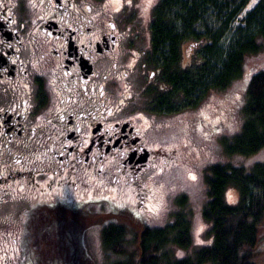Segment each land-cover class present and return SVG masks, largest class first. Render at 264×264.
Returning <instances> with one entry per match:
<instances>
[{
    "label": "flooded vegetation",
    "instance_id": "af4514ba",
    "mask_svg": "<svg viewBox=\"0 0 264 264\" xmlns=\"http://www.w3.org/2000/svg\"><path fill=\"white\" fill-rule=\"evenodd\" d=\"M134 1L0 0V264L30 256L38 209L90 213L74 204L110 184L145 208L141 178L179 157L149 140L166 113L149 105L159 70L141 43L162 0Z\"/></svg>",
    "mask_w": 264,
    "mask_h": 264
},
{
    "label": "trees",
    "instance_id": "16d2710c",
    "mask_svg": "<svg viewBox=\"0 0 264 264\" xmlns=\"http://www.w3.org/2000/svg\"><path fill=\"white\" fill-rule=\"evenodd\" d=\"M248 1H241L233 18ZM199 3L204 7L210 0H162L154 12L149 60L159 70L156 77L162 87H151L148 98L150 107L160 113H175L196 104L194 94L202 87L204 58L214 51L220 38V35L213 36V32L196 33L194 24L200 19ZM248 16L245 23L250 27L253 22L258 23L257 30L230 50L211 83L204 86L205 93L211 88H228L242 76L246 56L261 50L257 39H264V20L257 19L264 16V0ZM200 41H203L202 47L190 61L184 48ZM242 109L243 128L225 148L230 155L251 156L264 148V71L252 77ZM207 171L209 200L203 217L212 226L210 247L199 248L188 258H175L171 247L189 249L193 244L190 203L186 195H180L175 200L172 222L163 228H150L126 215L119 216V223L104 228L105 252L122 257L109 264H264L259 250L264 241V162L255 164L250 172L245 167L225 164L212 165ZM228 188L238 192L235 206L226 203ZM35 213L29 235L39 248L36 264H97L88 257L82 238L87 229L103 224L109 215L100 214V220L94 221L91 213L62 206L40 208Z\"/></svg>",
    "mask_w": 264,
    "mask_h": 264
},
{
    "label": "rangeland",
    "instance_id": "374dc122",
    "mask_svg": "<svg viewBox=\"0 0 264 264\" xmlns=\"http://www.w3.org/2000/svg\"><path fill=\"white\" fill-rule=\"evenodd\" d=\"M241 1L210 0V3L204 7L202 3L198 4L201 8L200 19L194 24L196 33L209 35V32H213V36L220 35V38L214 51L209 53L207 58L201 56L206 61V65L202 70L204 72L202 87L194 94L196 104L183 107L175 113L158 114L154 117L159 123L157 125L159 131L160 129L162 131L150 136L151 145L166 142L179 146L180 152L174 163L162 170L152 169L141 178V184L150 191L146 207H140V201L135 200L131 191L117 189L113 184L105 190L101 187L97 188V192L93 193L94 196L91 197V193L87 194L89 197L81 201L83 203L74 204L75 208L85 209L93 214L91 219L94 221L100 220L98 217L100 214L109 215L108 220L103 224H95L87 229L82 238L88 257L95 263L109 264L122 259L121 256H111L105 252L102 238L104 228L119 223V216L122 215L150 228H163L172 222L171 214L176 210L175 200L180 195H186L190 203L193 244L189 249L171 247L174 249L175 258H188L199 248L210 247L213 243V235L210 231L212 226L203 217L204 207L209 200L206 185L208 167L225 164L245 167L247 172H250L255 164L264 162V148L251 156L230 155L225 148V145L239 135L243 128L245 115L242 105L252 77L264 71V39H257L258 44L262 46L260 51L246 56L240 78L234 80L224 90L211 88L204 92V86L211 83L230 50L238 41L246 40V37L257 30L258 23L253 22L250 27L245 23V19L263 0H255V2L249 0L233 18L232 14ZM155 3L156 0L153 1V4ZM125 15L128 16L129 13L126 11ZM149 16L150 13H147L146 21ZM261 19L264 20V16L258 17L257 20ZM151 38L150 32L144 33V41L141 43L143 49L151 46ZM144 64L147 74L151 73L154 68L149 57L144 60ZM151 81L152 87L159 85L162 87L155 75ZM115 191L118 193L116 194ZM229 192L232 193L234 202L229 200ZM225 200L230 206L237 205V190L228 188L225 192ZM10 219L17 221L12 214L9 215ZM17 223L19 224V221ZM259 250H261L260 257L263 258L264 241L260 243ZM38 251L36 244L31 245L28 253L30 257L26 258L23 264H36L35 255Z\"/></svg>",
    "mask_w": 264,
    "mask_h": 264
},
{
    "label": "snow or ice",
    "instance_id": "6c2138e0",
    "mask_svg": "<svg viewBox=\"0 0 264 264\" xmlns=\"http://www.w3.org/2000/svg\"><path fill=\"white\" fill-rule=\"evenodd\" d=\"M126 2H127V4L129 5V6H132V0H126ZM151 2V0H149V3ZM253 2H255V0H253ZM249 6H251V5H249ZM191 47H194V45L193 46H190L189 47V49H188V51L190 52L191 51ZM193 179H195V177H193ZM229 200L231 201V202H234L233 201V197H232V193L231 192H229ZM107 199V198H106ZM122 206V205H121ZM178 255H182V253H178Z\"/></svg>",
    "mask_w": 264,
    "mask_h": 264
}]
</instances>
